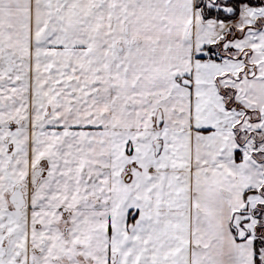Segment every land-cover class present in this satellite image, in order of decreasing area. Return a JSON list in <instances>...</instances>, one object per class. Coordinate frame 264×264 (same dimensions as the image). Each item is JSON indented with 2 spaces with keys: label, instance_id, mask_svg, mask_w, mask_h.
I'll return each mask as SVG.
<instances>
[{
  "label": "snow or ice",
  "instance_id": "1",
  "mask_svg": "<svg viewBox=\"0 0 264 264\" xmlns=\"http://www.w3.org/2000/svg\"><path fill=\"white\" fill-rule=\"evenodd\" d=\"M0 264H264V0H0Z\"/></svg>",
  "mask_w": 264,
  "mask_h": 264
}]
</instances>
